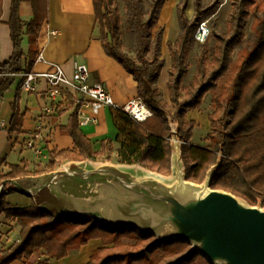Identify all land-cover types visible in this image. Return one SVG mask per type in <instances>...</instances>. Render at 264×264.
Masks as SVG:
<instances>
[{
  "label": "trees",
  "instance_id": "1",
  "mask_svg": "<svg viewBox=\"0 0 264 264\" xmlns=\"http://www.w3.org/2000/svg\"><path fill=\"white\" fill-rule=\"evenodd\" d=\"M19 1L11 0L7 23L13 50L9 59L0 64V102L14 81L11 73L21 70L22 61H25L24 70L30 71L38 54L37 37L45 14L43 9H38L41 0H29L33 6V18L26 24L17 14ZM186 1L180 0L176 5L179 32L173 42H167L171 67L167 81L169 102H166L160 97L156 84L162 59L154 49H159L161 28L151 38L164 0H148L146 8L142 7V0H122L131 22L143 12L147 15L140 47L134 57L123 49L118 4L114 0H92L105 53L132 76L138 97L151 112L149 117L138 122L124 111L111 108L112 123L118 132L116 161L169 175L171 124H175L186 180L202 182L208 169L219 162L213 170L210 187L230 192L250 205L264 207V0H231L228 27L215 34L212 49L201 50L195 73L182 86L188 68L189 46L203 14L199 9L200 0H194L195 12L188 20L184 14ZM251 12L252 42L241 48L231 62L232 52L243 39ZM23 28L28 41L25 55L20 48ZM20 82L11 103L8 134L18 132L22 126V114L18 108ZM211 90L215 93L210 100L213 109L207 115L210 130L206 138L209 143L205 146L193 144L190 136L195 122L187 120L185 112L197 108L204 94ZM59 130L71 138L72 149H49L47 167L42 170L29 171L24 166L0 161V183L53 170L63 161H95L98 156L110 152L109 139L101 141L100 149L92 148L89 138L79 129L75 110ZM3 165L7 170L2 168ZM14 191V188L5 186L0 190V214L12 218L20 227L18 239L6 249H0V264L28 257L40 248L44 249L46 259H61L69 250L84 245L91 238H99L102 246L95 249L84 264H197V257H204L196 250L185 254L190 247L186 240L174 238L153 242L155 236L152 233L136 227L114 226L88 215L54 216L34 203L8 207L5 196ZM40 264L48 263L43 261ZM206 264L212 263L206 259Z\"/></svg>",
  "mask_w": 264,
  "mask_h": 264
},
{
  "label": "crops",
  "instance_id": "2",
  "mask_svg": "<svg viewBox=\"0 0 264 264\" xmlns=\"http://www.w3.org/2000/svg\"><path fill=\"white\" fill-rule=\"evenodd\" d=\"M179 2L180 0H164L154 26L157 27V30L159 28L162 30L160 38L162 67L158 73L156 84L161 93L160 97L166 102H169L167 81L168 69L171 67L167 42H173L179 32L176 16V5ZM10 7L11 0H0V64L9 59L13 50L10 29L7 23L10 16ZM38 7H40L38 8L40 10L43 9L45 14L37 37V48L38 53H41L46 61L60 64L68 75L72 73L74 62L85 64L89 70L90 81L100 82L110 93L117 106H122L129 99L138 97L136 82L132 76L113 57L106 54L102 47L92 0H41ZM17 14L24 24L28 23L33 18L32 3L29 0H20L17 3ZM184 14L190 20L188 16L190 15L189 0L186 1ZM20 38V48L25 55L28 50L25 28H23ZM164 54H166V59H164ZM24 65L25 61H22L21 70H24ZM46 68L47 64L44 62L34 61L31 70L41 71ZM184 77H186V74ZM191 77L183 78L181 85H186ZM19 81L20 77L14 76L13 83L6 89L0 102V124L3 125L2 128L0 127V159L3 158L9 164L24 166L26 170L33 171L38 169L37 163L42 165L48 159L35 156L24 145V142L32 134L34 122L37 119L42 120V128L38 133L45 152L49 149H72L71 138L62 134L59 127L66 124L70 113L76 111L77 108H81L87 114L89 109L81 106V97L70 93L60 102L57 109L51 113L43 114V106L49 105L50 100L46 94V83L40 79L34 91L19 90L18 108L22 114V126L18 132L8 134L7 128L12 115L11 103L14 100L15 88ZM204 96L197 108L188 109L185 112V118L195 122L192 133L201 121L204 122L207 132L210 129L207 117L209 112L200 108ZM77 98L79 101H76ZM70 101H73L72 105ZM110 110L111 108L103 107L98 112L95 124L78 123V126L83 134L89 138L94 150L101 148L103 139H109L111 155H115L119 146L117 141L118 132L112 123ZM175 128L172 130H176ZM191 138L192 135L190 136L191 143L197 144ZM199 144L208 145L203 140ZM103 163L109 162L105 161ZM2 168L7 170L4 165ZM4 186L5 188H13L10 181L6 182ZM5 201L8 207H24L34 203L39 207L52 210L54 216L62 212V206L58 204L57 198L47 189L38 191L34 196L15 190L5 196ZM9 229H14L15 232L9 231ZM18 232L19 226L15 220L0 214V249H6L17 240L19 237ZM101 246L102 242L99 238H91L84 245L69 250L67 255L61 259H46L44 249L40 248L30 256L14 260L10 264H40L43 261H47L48 264H84L91 253Z\"/></svg>",
  "mask_w": 264,
  "mask_h": 264
},
{
  "label": "water",
  "instance_id": "3",
  "mask_svg": "<svg viewBox=\"0 0 264 264\" xmlns=\"http://www.w3.org/2000/svg\"><path fill=\"white\" fill-rule=\"evenodd\" d=\"M171 134L168 176L145 168H139L144 174L135 175L127 164L70 160L61 169L8 181L23 194L49 190L62 206L58 215H88L114 226L136 227L152 233L153 242L183 239L190 244L185 254L196 250L212 264H264V207L211 188L219 162L208 169L202 182L186 180L176 130ZM174 143L179 182L170 183L165 179L175 176ZM6 182L0 183V190Z\"/></svg>",
  "mask_w": 264,
  "mask_h": 264
},
{
  "label": "built area",
  "instance_id": "4",
  "mask_svg": "<svg viewBox=\"0 0 264 264\" xmlns=\"http://www.w3.org/2000/svg\"><path fill=\"white\" fill-rule=\"evenodd\" d=\"M208 34V28L201 22L194 31L193 38L197 41H204ZM42 61L47 64L45 70H21L11 73L13 76L20 77L21 89L34 91L38 80L42 79L46 83V94L50 104L43 106V114L53 112L66 95L76 94L81 97L82 105L89 109V113H84L81 108H77V120L79 124H95L97 115L101 108H116L124 111L134 120L141 122L151 115V112L144 106L139 97L129 99L124 105L117 106L110 93L100 82H91L88 67L79 62H74L71 74H67L60 64L46 61L41 53H38L35 62ZM76 101H79L77 98ZM2 124L0 127L2 128ZM42 128V120L34 122L33 131L30 137L24 142L27 149L31 150L39 158H48V152L44 151L41 144V137L38 133Z\"/></svg>",
  "mask_w": 264,
  "mask_h": 264
},
{
  "label": "rangeland",
  "instance_id": "5",
  "mask_svg": "<svg viewBox=\"0 0 264 264\" xmlns=\"http://www.w3.org/2000/svg\"><path fill=\"white\" fill-rule=\"evenodd\" d=\"M118 4V10L120 15V36L121 41L123 45V49L131 56L134 57L137 50L140 47V36L141 33L144 31V21L146 20L147 15L145 12L141 13L136 17L134 21H130L127 18L126 10L123 6L122 0H114ZM148 0H142V7H147ZM190 3V15H188L190 20L192 19L195 9H194V0H189ZM199 9L203 11V14L200 17L199 24L201 22H204L206 27L208 28V34L204 41L200 42L196 39H192L190 46H189V53L187 57L188 61V71L186 73V77H191L192 74L195 73V64L198 54L201 52L202 49H212L215 44V34L221 33L226 30L228 27V20L230 18L232 6H231V0H200L199 1ZM260 12V10H258ZM253 20V13L251 12L249 17L246 20L245 28H244V36L239 45L234 47V50L232 52L231 56V62H233L236 58L237 52L243 48L244 46H248L253 39L252 31H251V23ZM198 24V25H199ZM198 27V26H197ZM196 30V29H195ZM157 31V27H154L151 32V38L154 37L155 32ZM153 50V49H152ZM154 52L160 53V43H159V49H154ZM162 56V54H160ZM164 59H166V54H164ZM163 59V60H164ZM226 75H224L219 82H221ZM215 91L211 90L210 92L206 93L202 102V105L200 108L205 109L207 112L212 111V106L210 104L211 96L214 94ZM172 129L176 127L175 124H171ZM210 127V125H209ZM194 128V126H193ZM192 128V129H193ZM176 129V128H175ZM210 130V129H209ZM206 128L204 126V122L201 121L199 124L196 125V128L193 130L192 140L193 142H197V144L201 143V141H206V143H209L206 138ZM204 138V139H201ZM191 142V141H190ZM106 155L108 156V160H106ZM0 161H3L6 164L7 163L3 158L0 159ZM109 162L116 165H122V163H118L116 161V155H111V151L107 154L100 155L96 158L95 161H91L93 164H99L103 162ZM68 161L61 162L59 165H56L53 170L61 169L63 168ZM37 168L40 170L46 169L47 167V160L41 165L36 164ZM126 165V164H124ZM134 166V165H132ZM134 167L137 168H143L142 166L135 165ZM168 176V175H165ZM16 222V221H15ZM19 226V225H18ZM20 229V227H19ZM14 231V229H9V231ZM16 230V229H15ZM15 232V231H14ZM197 264H206L205 257L198 256L196 259ZM136 264H143L142 262H137Z\"/></svg>",
  "mask_w": 264,
  "mask_h": 264
},
{
  "label": "bare ground",
  "instance_id": "6",
  "mask_svg": "<svg viewBox=\"0 0 264 264\" xmlns=\"http://www.w3.org/2000/svg\"><path fill=\"white\" fill-rule=\"evenodd\" d=\"M174 149H175V153H174V172H175V176H172L171 179H165L166 182H179V165H178V146L176 143L173 144ZM130 172H132L135 175H140V174H144V172H146L145 170L139 169V168H135V167H129L128 169ZM69 213H72V211H69ZM101 215V214H100Z\"/></svg>",
  "mask_w": 264,
  "mask_h": 264
}]
</instances>
